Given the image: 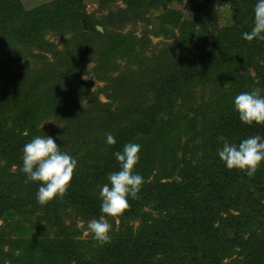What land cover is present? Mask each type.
<instances>
[{"label":"trees","instance_id":"16d2710c","mask_svg":"<svg viewBox=\"0 0 264 264\" xmlns=\"http://www.w3.org/2000/svg\"><path fill=\"white\" fill-rule=\"evenodd\" d=\"M121 1L128 14L141 18L173 1L182 3ZM257 2L227 0L231 24L223 28L217 26L216 16H205V12L199 16L188 2L183 4L188 5L192 19L181 22L172 12L160 14L152 33L159 28L167 35L172 25L178 36L168 44L167 59L147 72L139 97L134 98L125 87L127 96L123 98L120 93H124L125 82L122 76V80L111 78L113 63L118 53L130 56L136 52L131 43L134 38L121 34L113 36L116 41L108 40L96 28L109 23L108 18L95 21L85 14L80 0H60L26 11L20 0H0L2 43L14 31L17 48L35 43L49 48L52 43L44 39L47 32H77L66 40L62 51L53 49L52 62L40 57L43 62L34 68L30 83L22 90L14 89L13 98L5 97L13 115L8 119L12 126L0 121V161L7 168L16 165L22 175L9 172L7 184H0V219L7 222V228L12 227L16 237L21 231L30 236L32 227L13 225L15 217L28 219L29 213L37 212L45 224L41 234L31 238L4 236L0 248L3 243L10 246L9 251L0 249V264L4 259L9 264H264V162L250 178L244 171L229 170L218 156L221 136L237 145L254 135L264 138V126L243 124L234 108V99L242 92L260 88L264 95V41L243 39L253 27ZM97 39L100 51L90 54L88 47H95ZM4 46L1 53L13 57L7 43ZM93 57L98 65L95 76L111 84L115 89L111 98L119 102L115 109L90 104L82 111L75 107L76 112L68 107L88 94L79 78L82 66ZM70 79L74 81L68 86ZM194 88L205 93L207 89L213 104L201 117L188 116ZM217 90L225 95L215 96ZM217 113L225 114L229 121L217 125ZM48 119L53 120L49 124L59 121L65 128L60 132L62 149L79 157L65 197L42 206L36 199L39 183L25 184L22 155L30 137L46 134L44 127L39 130L36 126ZM107 133L115 137V145L107 144ZM127 143L141 145L134 169L144 178L139 199L129 197L130 208L123 215L106 217L112 225L110 243L77 239L75 221L67 224L69 214L78 211L87 221L99 219L100 188L109 183V174L120 170L114 154L122 152ZM25 192L33 198H19ZM31 200L33 209L29 208Z\"/></svg>","mask_w":264,"mask_h":264},{"label":"rangeland","instance_id":"374dc122","mask_svg":"<svg viewBox=\"0 0 264 264\" xmlns=\"http://www.w3.org/2000/svg\"><path fill=\"white\" fill-rule=\"evenodd\" d=\"M21 3H23L24 11L36 7V6H45L50 5L56 1L60 0H20ZM63 1V0H61ZM66 1V0H64ZM82 2V6L84 7V12L88 16L92 17L95 21L101 22L104 20L106 22L108 18V22L104 25V27H100L102 29L101 33L108 37V40L111 42L116 41L113 40V36L117 35H123L126 37H132L134 39H131L132 45L135 47L136 52L131 53L130 56L121 55L118 53V57L114 59V68L113 72L111 74V78H117L121 79V76L124 79V88L127 87L129 89V92L134 98L139 97L140 93L138 92L140 88L144 87L146 85L147 79L145 76L150 72V70L153 68V65L159 63L160 61H165L167 59V48L169 47L168 44H172L175 37L178 36V29L173 27L169 28V32L167 35L162 33L159 28L155 30L154 33H152V30L156 27V24L154 22H158V17L160 14L165 13L166 11L172 12L174 14H177L178 17H180V21L182 22L187 21L189 19H192V16L188 12V5L186 7L183 3L188 2L190 4V7L195 8V13L197 15H202L203 12H205L206 15H213L216 16L217 20V26L219 28H223L226 25L231 24V17H230V10H228V4L227 0H181V2L173 1L170 4L166 6V8H158L157 10H151L150 13L144 14V18L136 17L133 14H128L126 12V4L122 2L121 0H117L112 2L111 0H106V2H99V0H80ZM23 11V12H24ZM138 19V20H137ZM153 22V24H151ZM169 25V24H168ZM100 32V31H99ZM5 33H9L7 30ZM77 32H71L66 33L64 35H59L56 33L47 32V34L44 36V39H46L48 42L52 43L51 47H42L39 48L37 43H35V46H24L21 45L17 48V45H13V41L16 40L15 38L16 32L12 31L10 32V38H6L3 43L0 41V121L5 123L7 121V125L12 126L11 120H8L9 117L12 114L13 108L9 104V102L5 101V97L9 96V98H13L14 94L13 90H22L25 85L30 83V77L33 74L32 72L36 69H38L41 65L40 63L43 62L42 59H40L41 56L46 57L48 62H52V53L53 49L58 51H62L65 47L66 40H69L70 37L74 36ZM101 37V41L103 42L105 40V37ZM78 41V40H75ZM120 42V41H118ZM8 45V50L11 49L13 52V57H11V54H8L9 58L6 55H3L1 53V47L4 46V44ZM94 43V42H93ZM95 47H88V50L91 53L99 52V48L101 43L98 41L95 42ZM5 47V46H4ZM16 52V53H15ZM19 53V55H17ZM96 56L95 54H93ZM96 57H93L90 62L85 63L82 67V73L80 74L81 77L79 78L80 81H82V87L87 88L86 92L88 93L85 97L80 100V102L74 104H70L68 108L71 110H75L77 112V109L75 107L79 106L78 108L84 110L86 106L90 104H99V106L102 105H110V109H115V107L118 105V99L117 101L111 98L115 95V89L110 86L111 84L106 83L104 81H99L97 77L95 76V72L98 71V65L95 62ZM28 62V64H27ZM109 65V64H108ZM108 65H106L104 68H108ZM36 68V69H34ZM148 72V73H147ZM74 81L73 79H70L67 83L68 86L71 84V82ZM126 83L128 84L126 86ZM113 84V83H112ZM77 85V84H76ZM87 85V86H86ZM122 86V85H121ZM116 87L119 88V86L116 85ZM117 88V89H118ZM123 88V87H121ZM82 89V88H81ZM66 90L70 89L66 87ZM85 91V90H84ZM127 89H124V93L121 92L120 95L124 98L126 95ZM53 92V91H52ZM51 92V93H52ZM120 92V90H119ZM66 95L67 93L65 91ZM83 93V92H81ZM7 94V95H6ZM78 94V93H77ZM137 94V95H136ZM48 95L50 96V92L48 91ZM215 96L222 98L225 95V92L222 90H217L214 94ZM49 96L46 99H49ZM71 96V95H69ZM209 96L203 91L201 88H194V95L191 96L190 104H189V112L188 116H191L192 113L199 115L201 117V112L209 111L210 107L213 106V104L209 101ZM76 98L75 95L71 96ZM43 102V101H42ZM104 107V106H103ZM107 108V107H105ZM100 111H102V108H100ZM195 113H194V112ZM70 113L67 111V114ZM46 119V118H43ZM52 119L43 120V124H39L36 126L37 129H41L44 127L46 130L47 136H51L56 143L60 146L62 144L61 140V130H65V128L61 125L59 121L52 122L49 124ZM87 121V119H86ZM229 121V117L225 114H218L216 116V123L221 124L222 122ZM28 134L27 131L24 132V135ZM36 136H44V134L37 133L36 135H33L30 137V140H32ZM92 137V136H91ZM62 152H66L70 154L72 157H74L76 160L78 159L79 155L73 154L72 151H69L68 149L64 150L62 149V146H60ZM10 172V175L13 173H17L19 175H22L19 170H17V166L13 165L10 168H7L6 163L4 161H0V184H7L6 182V175ZM25 176V184L29 183L30 180L27 179ZM32 182V181H31ZM36 183V182H35ZM37 186V183L35 184ZM37 187V191L38 188ZM19 198L26 199L27 197L32 199V194L29 192H25L21 195ZM30 209H33L32 200L29 205ZM146 211L150 210L149 207L145 208ZM77 211H72L70 215V219L67 221V224H70L71 221H75L74 224L76 225L77 232L79 233V236L77 239H93V236L88 232L87 230V223L86 217L82 216L81 213ZM29 213L26 218L28 219H21V217H15L12 220V224L20 227L21 225H29L32 227L30 230V236L28 234H21L23 231L18 232V237L14 235V232L11 228H7V222H5L3 219H0V242L1 239L4 236H7L8 239H16L21 238L24 239L29 236L31 238V235H40L41 229L43 225L45 224L44 219L39 220L38 216H40L39 213L35 212V214L30 215ZM155 214V213H154ZM156 215V214H155ZM39 220V223L36 220ZM28 221V222H27ZM90 221V220H89ZM19 223V224H18ZM134 227L137 226V223L133 224ZM41 226V228H40ZM46 228L47 225H46ZM13 233L9 235V232ZM16 237V238H15ZM12 241V240H11ZM96 241V240H95ZM3 247L0 249H3L4 251H9V244L3 243ZM227 262L226 260L224 261ZM4 264H9L4 259Z\"/></svg>","mask_w":264,"mask_h":264},{"label":"clouds","instance_id":"9594fccd","mask_svg":"<svg viewBox=\"0 0 264 264\" xmlns=\"http://www.w3.org/2000/svg\"><path fill=\"white\" fill-rule=\"evenodd\" d=\"M243 39L247 42L264 41V0H258L255 5L253 27L243 34ZM234 108L243 124L264 126V95H261L260 88L238 94L234 99ZM218 140L223 142L222 149H218V156L229 170L244 171L251 178L264 162V138L260 135L246 138L238 145L229 143L223 136ZM106 142L108 145H115L116 139L111 133H107ZM140 151V144L127 143L122 152L114 154L120 170L109 174V183L100 188L102 215L87 223L88 232L101 245L111 242L112 225L106 217L123 215L130 208L129 197L139 199L144 178L134 169L139 162ZM22 161V171L27 179L40 184L36 195L40 205L65 197L77 168V160L62 152L51 136H36L26 143Z\"/></svg>","mask_w":264,"mask_h":264},{"label":"water","instance_id":"95a60500","mask_svg":"<svg viewBox=\"0 0 264 264\" xmlns=\"http://www.w3.org/2000/svg\"><path fill=\"white\" fill-rule=\"evenodd\" d=\"M96 28H97L98 31H100V32L102 31V29L100 27H96Z\"/></svg>","mask_w":264,"mask_h":264}]
</instances>
